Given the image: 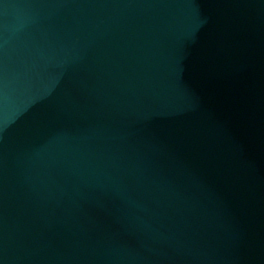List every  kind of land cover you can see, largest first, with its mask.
<instances>
[{
  "label": "water",
  "instance_id": "obj_1",
  "mask_svg": "<svg viewBox=\"0 0 264 264\" xmlns=\"http://www.w3.org/2000/svg\"><path fill=\"white\" fill-rule=\"evenodd\" d=\"M0 264H264V0H0Z\"/></svg>",
  "mask_w": 264,
  "mask_h": 264
}]
</instances>
